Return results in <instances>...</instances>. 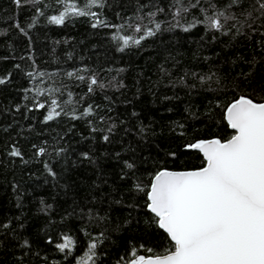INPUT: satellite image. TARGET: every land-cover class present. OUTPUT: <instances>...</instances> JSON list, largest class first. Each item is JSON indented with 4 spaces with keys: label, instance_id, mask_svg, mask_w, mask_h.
<instances>
[{
    "label": "trees",
    "instance_id": "1",
    "mask_svg": "<svg viewBox=\"0 0 264 264\" xmlns=\"http://www.w3.org/2000/svg\"><path fill=\"white\" fill-rule=\"evenodd\" d=\"M182 2L175 17L174 0H103L55 25L61 0H0V264H80L91 243L95 264L173 250L147 211L152 179L203 168L184 148L230 139L224 112L240 97L264 102V0ZM201 9L235 20L209 30ZM149 29L139 45L117 39Z\"/></svg>",
    "mask_w": 264,
    "mask_h": 264
},
{
    "label": "snow or ice",
    "instance_id": "2",
    "mask_svg": "<svg viewBox=\"0 0 264 264\" xmlns=\"http://www.w3.org/2000/svg\"><path fill=\"white\" fill-rule=\"evenodd\" d=\"M20 2L16 0L17 5ZM61 2L64 10L50 17L52 24L63 25L69 16L96 17L91 8L103 7V0H87L85 8H78L66 0ZM174 3L179 5L175 17L189 10L182 0H174ZM197 4H190V7ZM260 8L264 9V3H260ZM201 11L205 13L203 23L209 30L222 31L229 21L235 20L226 11H214L212 15L205 9ZM150 16L154 17L155 13ZM100 23L97 19L92 26ZM159 28L157 23L156 30ZM135 30L140 32L141 28L137 26ZM153 35L155 31L149 29L138 39H117L127 47L130 42L139 45L141 40ZM3 83L5 81L0 79V84ZM97 83L93 77L89 92ZM42 94L38 89L37 95ZM51 104L46 121L60 115L57 101L53 99ZM39 107L45 105L41 103ZM90 112L89 108L84 115ZM226 120L234 130L226 142L212 139L188 145L203 154V168L181 172L165 170L155 175L147 196L148 209L157 219L159 228L170 237L173 250L155 258L139 256L130 264H264V103L240 97L227 107ZM43 151L40 149V154ZM11 155L20 156V152L14 149ZM73 246L70 237L57 245L61 252L66 249L71 252ZM96 248L97 244L91 243L80 264H95ZM132 255L136 257L135 252Z\"/></svg>",
    "mask_w": 264,
    "mask_h": 264
},
{
    "label": "water",
    "instance_id": "3",
    "mask_svg": "<svg viewBox=\"0 0 264 264\" xmlns=\"http://www.w3.org/2000/svg\"><path fill=\"white\" fill-rule=\"evenodd\" d=\"M233 103V102H232ZM262 103H264V102H262ZM229 106V105H228ZM227 109V108H226ZM224 120H225V122H226V124H227V126H228V123H227V120H226V110H225V112H224ZM228 128H229V130L234 134V130L233 129H231L229 126H228ZM208 140H212V139H208ZM198 141H196V142H194V143H192V144H195V143H197ZM226 142V141H225ZM184 150L185 151H193V152H196V153H199L200 155H201V157L203 158V154L202 153H200L198 150H196V149H192V148H189L188 146H186L185 148H184ZM204 160V159H203ZM205 162V161H204ZM205 166V165H204ZM201 169V168H200ZM166 170V169H165ZM165 170H161V171H165ZM197 170H199V169H197ZM166 171H172V170H166ZM187 171H195V170H187ZM173 172H181V171H173ZM155 177V176H154ZM152 181H153V179H152ZM152 183V182H151ZM151 187V186H150ZM149 191H150V189H149ZM149 193V192H148ZM148 196V195H147ZM148 204H149V201H148ZM147 211L152 215V216H154V214L153 213H151L150 211H149V209H148V206H147ZM157 225H158V223H157ZM158 228H159V226H158ZM160 229V228H159ZM167 237H168V235H167V233H165L164 231H163V229H160ZM168 239H169V241L171 242V240H170V237H168ZM172 243V242H171ZM156 256H149V257H145L146 259L147 258H155ZM131 262V261H130ZM130 262L128 263V264H130Z\"/></svg>",
    "mask_w": 264,
    "mask_h": 264
},
{
    "label": "rangeland",
    "instance_id": "4",
    "mask_svg": "<svg viewBox=\"0 0 264 264\" xmlns=\"http://www.w3.org/2000/svg\"><path fill=\"white\" fill-rule=\"evenodd\" d=\"M81 261V260H80Z\"/></svg>",
    "mask_w": 264,
    "mask_h": 264
}]
</instances>
